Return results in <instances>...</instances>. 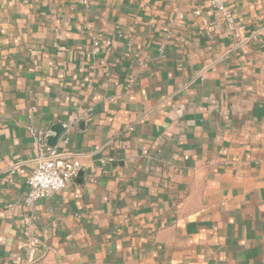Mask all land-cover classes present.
<instances>
[{
    "label": "crops",
    "instance_id": "crops-1",
    "mask_svg": "<svg viewBox=\"0 0 264 264\" xmlns=\"http://www.w3.org/2000/svg\"><path fill=\"white\" fill-rule=\"evenodd\" d=\"M226 3L238 38L207 0H0V264L27 218L32 264H264V0ZM53 123L83 169L30 213Z\"/></svg>",
    "mask_w": 264,
    "mask_h": 264
},
{
    "label": "built area",
    "instance_id": "built-area-1",
    "mask_svg": "<svg viewBox=\"0 0 264 264\" xmlns=\"http://www.w3.org/2000/svg\"><path fill=\"white\" fill-rule=\"evenodd\" d=\"M207 3L210 9L220 17L225 30L238 38L240 36L239 29L234 15L227 6L226 0H207ZM194 14L200 17L202 12L200 9H195ZM165 42L166 39H163L159 46V57H163L164 55ZM127 45L130 48L131 42L129 41ZM145 66V60H138L137 71L128 79L124 87L125 92H129L133 88ZM28 132L37 147V154L31 159L32 170L25 180L27 190L23 198L25 207L31 213L36 201L60 192L69 183L74 181L83 169V164L76 157L61 152L57 143L52 147L47 146L46 132L43 129L29 125ZM24 224L27 240L24 244L25 256L22 264H32L40 242L37 235L30 229L29 218L25 220Z\"/></svg>",
    "mask_w": 264,
    "mask_h": 264
},
{
    "label": "water",
    "instance_id": "water-1",
    "mask_svg": "<svg viewBox=\"0 0 264 264\" xmlns=\"http://www.w3.org/2000/svg\"><path fill=\"white\" fill-rule=\"evenodd\" d=\"M78 123L83 124V119H80ZM66 125L63 123H53L50 128L46 131V144L47 146H54L60 136L65 130Z\"/></svg>",
    "mask_w": 264,
    "mask_h": 264
}]
</instances>
